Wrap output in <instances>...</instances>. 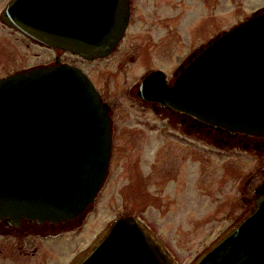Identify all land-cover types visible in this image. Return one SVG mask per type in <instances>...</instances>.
Here are the masks:
<instances>
[{"label": "water", "instance_id": "obj_1", "mask_svg": "<svg viewBox=\"0 0 264 264\" xmlns=\"http://www.w3.org/2000/svg\"><path fill=\"white\" fill-rule=\"evenodd\" d=\"M5 18L47 45L95 59L124 36L130 3L14 0ZM151 85L176 110L264 136V7L194 51L173 87L160 70L142 81L140 92ZM112 141L109 105L82 69L56 64L1 78L0 218L82 222L108 176ZM75 264L178 262L140 219L121 216ZM194 264H264V183L249 213Z\"/></svg>", "mask_w": 264, "mask_h": 264}, {"label": "rangeland", "instance_id": "obj_2", "mask_svg": "<svg viewBox=\"0 0 264 264\" xmlns=\"http://www.w3.org/2000/svg\"><path fill=\"white\" fill-rule=\"evenodd\" d=\"M162 2L160 23L145 21L129 31L119 50L96 64L99 71L107 68L118 101L109 174L94 205L82 222L62 231L30 230L23 237L0 231V264H75L121 216L141 219L178 264H194L248 212L242 192L247 179L261 173L255 153L186 139L172 131L174 124L134 105L128 92L151 68L172 73L264 0ZM31 52L24 42L0 36V77L20 68Z\"/></svg>", "mask_w": 264, "mask_h": 264}, {"label": "flooded vegetation", "instance_id": "obj_3", "mask_svg": "<svg viewBox=\"0 0 264 264\" xmlns=\"http://www.w3.org/2000/svg\"><path fill=\"white\" fill-rule=\"evenodd\" d=\"M13 1L14 0H0V36L4 35L6 39L24 42L27 47H31L32 54L28 55L25 58V63L12 73L26 71L40 66H52L56 64H69L81 68L94 83L97 90L103 97V100L109 104V111L113 118L114 147L113 104L118 101V95L116 94L114 89H109L108 80L110 76L107 68H102V70L99 71L97 70L98 67L96 64L99 63V60L101 61L108 59L117 50H119L122 42L129 34V31L136 33V31L141 29L142 23H144L145 21L149 22V20H151V23H160L162 17L161 8L164 6L162 2L163 0H129L130 18L124 36L109 55L95 59H88L77 53L69 52L66 49L47 45L44 42L25 34L17 27L10 24L5 18V12ZM203 44L204 43H202L201 45ZM188 56L189 55H187V57ZM186 58L181 61V63L172 73H169L164 69H155L162 70L165 73L166 84L169 87L173 86L175 81V73L178 70L179 66L186 60ZM131 59H135V56H133V54L131 55ZM152 71H154V68L146 71L141 76V79L130 87L128 94L130 95L131 101L134 103V105H138L143 109L150 110L167 120L170 124H174L175 127L172 129V131H175L177 134H180L186 139L197 137L198 139L205 140L215 148L223 151L229 149L241 150L251 154L255 153L256 157L261 163V173L255 175L253 173V175L250 176L245 182L244 192H242V200L245 201L250 208L253 204V197L255 195L256 188L260 184L264 183V136L247 134L243 132H233L223 127L210 125L198 119L191 113L176 110L171 106L162 103L156 98V96H154V85L149 86L148 92H143V95L140 92L141 82ZM96 73H99L98 80L95 78ZM10 74L1 76L0 78H4ZM106 84L108 86V92H106L104 88ZM69 226H71V223L69 221L39 223L37 221H31L28 218L23 219L19 224H8L4 219L0 218L1 233L12 234L20 237L29 235L30 230H39L40 232L42 231L45 234L51 233V231H62V229H66Z\"/></svg>", "mask_w": 264, "mask_h": 264}]
</instances>
